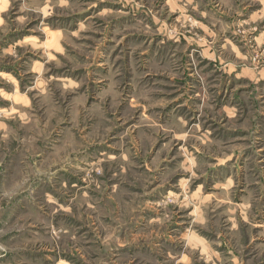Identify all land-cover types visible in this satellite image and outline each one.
I'll use <instances>...</instances> for the list:
<instances>
[{
    "label": "rangeland",
    "instance_id": "obj_1",
    "mask_svg": "<svg viewBox=\"0 0 264 264\" xmlns=\"http://www.w3.org/2000/svg\"><path fill=\"white\" fill-rule=\"evenodd\" d=\"M0 264H264V0H0Z\"/></svg>",
    "mask_w": 264,
    "mask_h": 264
},
{
    "label": "clouds",
    "instance_id": "obj_2",
    "mask_svg": "<svg viewBox=\"0 0 264 264\" xmlns=\"http://www.w3.org/2000/svg\"><path fill=\"white\" fill-rule=\"evenodd\" d=\"M5 7H7V5H5Z\"/></svg>",
    "mask_w": 264,
    "mask_h": 264
}]
</instances>
